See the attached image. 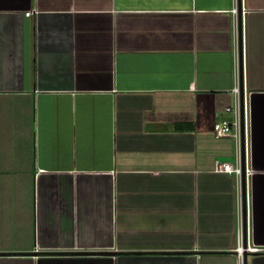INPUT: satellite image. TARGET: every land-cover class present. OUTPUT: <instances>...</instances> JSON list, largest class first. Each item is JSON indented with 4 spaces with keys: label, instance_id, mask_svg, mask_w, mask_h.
Wrapping results in <instances>:
<instances>
[{
    "label": "crops",
    "instance_id": "1",
    "mask_svg": "<svg viewBox=\"0 0 264 264\" xmlns=\"http://www.w3.org/2000/svg\"><path fill=\"white\" fill-rule=\"evenodd\" d=\"M235 1L0 0V264L240 263L243 193L214 169L237 144L213 131ZM239 12L247 264H264V0Z\"/></svg>",
    "mask_w": 264,
    "mask_h": 264
},
{
    "label": "built area",
    "instance_id": "2",
    "mask_svg": "<svg viewBox=\"0 0 264 264\" xmlns=\"http://www.w3.org/2000/svg\"><path fill=\"white\" fill-rule=\"evenodd\" d=\"M231 11L233 14L239 13V7L237 4V0L235 1V4L233 5ZM32 11L28 10L25 12L26 15H31ZM238 24V22H237ZM238 45V43L236 44ZM239 46H237L236 53H235V65H236V75H237V83L232 88V92L234 94V102L232 105H228L225 107L226 111L232 112V118H223L220 121L216 122L214 124V135L216 137L224 136V135H232L235 138L236 144H237V158L238 161L236 164L230 162V161H220L215 160L214 163V169L216 171H225L229 173H234L238 180L239 188L242 192V175L244 174L245 177H247L252 170L246 166L242 168L241 165V141H242V129H243V135H244V126H245V118L247 115V107L244 101V97H242L243 100H241V88H240V70H239ZM241 199H242V193H241ZM237 255L239 259V264H243V252L244 250H247L248 252L259 250L258 247H251V246H243L242 241L238 244L237 248Z\"/></svg>",
    "mask_w": 264,
    "mask_h": 264
},
{
    "label": "water",
    "instance_id": "3",
    "mask_svg": "<svg viewBox=\"0 0 264 264\" xmlns=\"http://www.w3.org/2000/svg\"><path fill=\"white\" fill-rule=\"evenodd\" d=\"M238 7L240 8V0H238ZM237 22H238V29H239V70H240V87H242V43H241V16L240 12L237 15ZM242 93V91H241ZM241 95V100L242 99ZM241 165L242 168L245 166V151H244V135H243V129H242V141H241ZM246 182H245V176L242 175V193H243V200H244V209H243V246H246V205H245V198H246ZM248 251L244 250L243 252V264H247V255Z\"/></svg>",
    "mask_w": 264,
    "mask_h": 264
}]
</instances>
